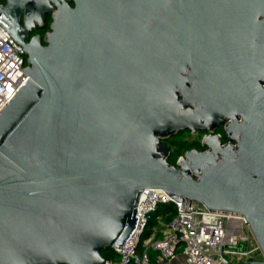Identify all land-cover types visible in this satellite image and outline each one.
Here are the masks:
<instances>
[{"label": "water", "instance_id": "obj_1", "mask_svg": "<svg viewBox=\"0 0 264 264\" xmlns=\"http://www.w3.org/2000/svg\"><path fill=\"white\" fill-rule=\"evenodd\" d=\"M49 1L44 44L0 25L27 76L0 110V264H104L144 189L240 215L263 258L244 264H264V156L208 136L170 165L166 143L221 123L188 74L264 71V0Z\"/></svg>", "mask_w": 264, "mask_h": 264}, {"label": "built area", "instance_id": "obj_2", "mask_svg": "<svg viewBox=\"0 0 264 264\" xmlns=\"http://www.w3.org/2000/svg\"><path fill=\"white\" fill-rule=\"evenodd\" d=\"M25 66L23 48L0 28V110L26 81L22 70ZM179 205L180 202L160 189L142 190L135 207L133 230L119 248H113L116 259L105 260L104 264H150V253H155L160 261L181 253L191 264H244L263 260L240 215L210 211L187 199H183L182 209ZM162 207H172L173 215L167 221L158 218L157 225L144 236L150 216Z\"/></svg>", "mask_w": 264, "mask_h": 264}, {"label": "flooded vegetation", "instance_id": "obj_3", "mask_svg": "<svg viewBox=\"0 0 264 264\" xmlns=\"http://www.w3.org/2000/svg\"><path fill=\"white\" fill-rule=\"evenodd\" d=\"M66 2L73 7L72 2ZM36 3L32 0H0V25L7 29L26 28L23 34L24 42L38 36L44 44V34L50 30L52 15L58 7L52 1H43V8L40 10L42 19L35 20ZM25 18L31 19L32 24L24 25ZM234 68L232 63L228 70L218 72L213 83L204 79L194 80L188 74L185 89L191 104L195 106V94L197 98L204 100L206 108L219 112L221 123L213 132H178L166 142L169 155L173 149L172 142L180 140L191 145L185 152H204L208 149L203 143L204 140L208 136H215L220 147H239L246 141L250 144L252 154L264 156V71H238ZM227 129H230V134Z\"/></svg>", "mask_w": 264, "mask_h": 264}, {"label": "trees", "instance_id": "obj_4", "mask_svg": "<svg viewBox=\"0 0 264 264\" xmlns=\"http://www.w3.org/2000/svg\"><path fill=\"white\" fill-rule=\"evenodd\" d=\"M191 145L185 144L182 141H175L171 143V147L173 148L170 152V155L168 156V163L170 165H175L176 160L179 156H181L186 150L190 148ZM173 215V208L172 207H162L157 212L153 213L150 216L147 231L144 236L147 235V233L151 230L152 227L157 225V219L160 218L162 221H167L171 216ZM155 253H150V264H156L157 260L153 258V255ZM101 255L105 260L116 259V253L112 248L104 249L101 251ZM156 256V254H155Z\"/></svg>", "mask_w": 264, "mask_h": 264}, {"label": "crops", "instance_id": "obj_5", "mask_svg": "<svg viewBox=\"0 0 264 264\" xmlns=\"http://www.w3.org/2000/svg\"><path fill=\"white\" fill-rule=\"evenodd\" d=\"M231 224H229L228 229L230 227ZM229 234H231L232 232L229 231ZM153 258H155L157 260L156 264H191V262L188 260V258L181 254V253H177L173 258H171L170 260L167 261H160L157 258V255L155 256V254L153 255Z\"/></svg>", "mask_w": 264, "mask_h": 264}]
</instances>
